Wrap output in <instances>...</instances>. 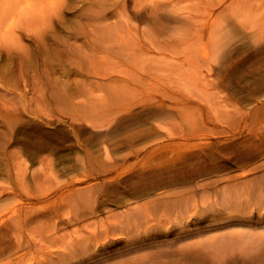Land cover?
<instances>
[{
    "label": "rangeland",
    "instance_id": "374dc122",
    "mask_svg": "<svg viewBox=\"0 0 264 264\" xmlns=\"http://www.w3.org/2000/svg\"><path fill=\"white\" fill-rule=\"evenodd\" d=\"M65 1L61 2L66 5L62 12L67 21L60 23L54 14L45 12L50 20L44 19L24 34L18 29L19 39L9 49L0 45V119L8 109L21 112L31 108L28 106L35 108V99L52 87L61 88L53 85L54 78L84 69V76L99 93L103 79L119 77L130 82L133 89L115 101L119 112L117 116L108 115L107 121L112 120L110 126L116 129V118L132 113L128 117L132 127L115 135V140L125 139V143L128 138L134 139L130 149L118 152L126 160L120 161L117 169L76 180L70 187L65 185L74 174H63L57 184L54 179L39 177L30 181L27 173L24 186L15 177L22 171L15 157H9L13 152L0 147V162L8 161V173L2 181L12 186L8 193L14 192L22 199L20 206L25 207L14 217H39L20 230L27 246L19 251L9 248L15 233L4 224L0 226V259L6 264H264V258L245 261L234 257L236 254L224 263L210 251L212 240L235 231L225 224L223 214L226 205L232 204L231 197H237L233 191L246 190L249 180L251 208L244 217L264 216V187L255 181L264 174V0H227L216 7L212 6L216 0H180L177 13L189 22V31L154 37L144 32L147 25L128 35L127 21L119 14L108 19L94 17L93 11L109 3L73 0L67 6L69 0ZM161 3L170 4L166 10H173L170 1ZM145 7L151 11L157 6ZM127 11H136L133 0L127 4ZM47 31L52 34L47 35ZM42 36L52 37L47 46ZM21 55H25L24 61ZM69 78L74 80L75 75ZM160 105L171 110L173 117L154 121L151 112ZM245 112L252 116L245 117ZM151 126L159 136L149 141L137 137ZM21 127L19 120L9 127L0 125L3 140L10 139L6 135H15L24 143L32 133ZM94 132L84 133L82 140L94 144L92 150H97L100 144ZM182 134L190 139L183 141ZM186 141L198 152L161 151L163 145L167 148ZM202 146L209 148L207 156L242 153L248 165L259 167L237 170L235 177H229L231 169L212 173L205 169L210 159L202 154ZM253 153L255 158H251ZM77 175L82 176L80 172ZM46 187H52L53 192L44 194ZM72 188L92 193L96 213L92 214L88 204L73 206L67 199L69 204L60 208L59 218L53 219L57 225L52 228L47 208L64 205L62 198ZM72 218L76 221L71 225L68 220ZM199 225L203 232L197 233L193 229ZM263 230L252 227L257 234ZM66 236L82 238L85 253H71L78 245L62 247L65 241L70 242ZM93 247L98 252L86 254ZM53 251L68 254L70 261L60 260Z\"/></svg>",
    "mask_w": 264,
    "mask_h": 264
},
{
    "label": "bare ground",
    "instance_id": "6f19581e",
    "mask_svg": "<svg viewBox=\"0 0 264 264\" xmlns=\"http://www.w3.org/2000/svg\"><path fill=\"white\" fill-rule=\"evenodd\" d=\"M61 1L66 2L65 0ZM61 1V8H65V3ZM72 1L73 0H69L68 2L67 0V6ZM166 1L171 2L173 10H166L170 4L167 6L161 3ZM226 1L227 0H216L212 6L216 7L220 4H224ZM233 1L242 2L243 0ZM93 2L97 1L94 0ZM100 2L103 5L105 3H109V5L99 9V11H93L95 13L94 17L100 15L102 19H108L119 14L120 17L127 21L126 31L128 35L137 33L141 25H147V27L144 28V32L146 35H149V37H154L156 36L155 34L161 36H168L172 33L179 34L180 31L184 29L189 31V22H186L182 13H177L180 0H133L136 11L132 13L127 11V4L130 0H100ZM145 5L157 7L148 11ZM119 6H121V10L117 9ZM59 9L58 0H0V45H4L9 49L13 41L19 39L16 35L18 29H20L22 33L23 31L30 32L36 29L44 19L47 21L50 20L49 15L44 16L45 12L54 14L60 23H64L65 20L67 21V18L63 14L64 11L62 12L63 9ZM46 34L51 35L52 32L47 31ZM119 35L123 37L125 33H119ZM7 37H11L12 40H5ZM106 38L108 37L106 36ZM51 39L52 37L46 36L44 38L42 36V40H44L43 45L47 46ZM62 42H65V40ZM139 50L142 52L144 47L141 46ZM7 53L9 54L10 51H7ZM24 57L25 55H21L22 61H24ZM191 67L195 66L191 65ZM83 72L84 69H79V72H74V80L69 78L73 75H69V72L62 73L65 77L54 78L53 85L57 84L61 88L52 87L53 89L46 91L39 99H35L33 102V104L36 103L35 108L28 106L31 108H26L21 112L17 110L14 111L15 108H13L8 109L10 111L7 113L2 114L3 118L0 119V125L9 127L12 122L19 120L22 126L21 128L31 131L32 133L29 139L21 143L16 140L15 135L13 137L6 135V137L10 139L3 140L4 138L0 131V147H3L4 150H8L7 152H13L10 153L9 157H15L22 171L15 177L17 180H20L23 185L27 181V173H29L28 176L30 181H36L39 177L41 179H54L57 181V184L61 182L59 178L63 174L67 176L74 174L67 179V184L65 185V187H70L76 180L90 179L95 177L96 174L100 175L101 173L112 171L115 168L117 169L120 161L126 160L124 159L126 156H119L118 152L124 149H130V145H132L131 143L134 138H128V141L124 143L125 139L123 141L122 139L115 140V135L124 134L128 132L129 127H132L131 120L128 118L132 116V113H129L127 116L124 114V117H120V119L117 117L116 121L114 120L116 122L114 126L117 125L116 129H112V126H110L112 120H107L109 119L108 115L117 116L119 112V110L115 108L117 105L115 101L119 102L118 100L122 98L121 96L129 94L133 87L127 79L121 78L120 80L119 77H111L103 79L99 83V88H101V93H99V91L96 90L97 87H92L93 83L91 81L88 82L89 79L84 76ZM10 105L15 106V104ZM3 106L8 107L9 105L7 104L6 106V104H4ZM38 110L40 112H38ZM237 111L241 113L242 110L237 109ZM244 114L245 117L252 116L251 112H245ZM151 115L154 121L157 122H164L173 117L171 110L167 109L164 105H160L158 109L152 111ZM54 119H57L59 122L54 124ZM101 119H103L105 123H101ZM124 126L127 127L124 128ZM162 126L165 127L164 125H159L158 128H163ZM94 128L97 130H94ZM89 131H95V139L96 141L98 140L100 144V148L97 150H92L94 144H87L82 140L83 134ZM159 135L160 133L151 126L140 132V136L137 135V137H142L149 141ZM181 136L184 139L183 141L190 139L184 134ZM73 140H75V143H70ZM18 143H21L22 146L18 145ZM95 146L97 147V145ZM205 146H202L201 152H203L202 154L205 157L210 159L205 169L212 173L215 172L218 174L225 169H231L228 173L231 174L229 177H235L236 175L234 173L238 171L254 170L259 167V165H248L242 153L238 156H207L205 152H209V148ZM10 147L15 148L9 150ZM165 147L166 146L163 145L161 147L163 150L161 151L198 152L193 150V145L188 141H186V143L179 142L177 144H170L167 148ZM101 149L102 151H100ZM132 151L133 150H131V152ZM139 151L140 149L136 150V152ZM255 156L256 154H251V158H255ZM262 162H264V159ZM6 163H8L6 159L0 162V226L4 224L9 227L7 230L15 233L14 240L10 243L9 248L12 247L14 250L19 251L27 246V243L23 241L19 233L20 230L24 228L25 224L33 223V221L39 219V217L32 216L20 219L14 217V214L19 212L20 208L25 207L20 206V204H23L22 199H18L17 196H14V192L8 193V190H12V186L2 181L6 178L8 173V164ZM245 164L246 166L244 167ZM79 172L82 176L77 175ZM224 176V174H220V177ZM255 181H260L261 185L264 187V174L260 175ZM246 183L249 185L246 190L242 189L243 192L238 193L237 190L233 191V195H237V197H231L232 204L226 205L223 214L224 220L227 221L225 224L231 226L235 231L220 236L211 242V254L224 263H226V259L233 254L238 255L234 257L246 259L245 261L248 259L253 260L257 258L261 260L264 258V252L260 251L261 249L262 251L264 250V230L260 234L252 231V227L257 229L264 228V216L262 215L258 218L253 217L251 219L244 217L245 214L250 212L251 203L247 197L252 193V182L249 180ZM44 190V194L47 195L53 192H50L52 187H46ZM67 199L73 206L88 204L92 214L96 213V207L94 206L95 198L88 190L80 191L72 188L68 191L66 197L62 198L65 203ZM258 199L259 197L256 196L255 200ZM65 203L64 205H61V203L55 204L47 208V211H50V213L48 212L50 214V221L53 222L51 223L52 228L57 225L53 219L59 218L60 214L58 213L60 208L63 210L65 206L69 204ZM49 204L52 205L54 203ZM263 204L264 200L262 201V207ZM58 205H60V207L58 209L55 208ZM52 213H55V215ZM82 215H85V211ZM74 221H76L74 218L68 220L71 225ZM198 227L199 228L193 230L197 229V233L203 232L202 227H200V225ZM187 228H190V226L188 225ZM66 237L70 242L65 241L61 244L62 247L68 249V246L75 247L78 245V247L70 250L72 251L71 253L75 251L80 252V254L85 253L82 248L85 247L86 243L82 238L74 240L70 236ZM200 245L201 244H198V246ZM97 250L98 249L94 248L86 254L91 255L98 252ZM54 253H58L57 256L60 260H66L65 262L70 261L69 256L66 258L68 254L53 251L52 254ZM186 256L191 257L192 255ZM250 256L254 257L249 258ZM6 263V261L0 259V264Z\"/></svg>",
    "mask_w": 264,
    "mask_h": 264
}]
</instances>
